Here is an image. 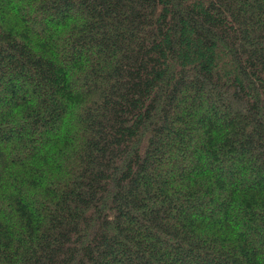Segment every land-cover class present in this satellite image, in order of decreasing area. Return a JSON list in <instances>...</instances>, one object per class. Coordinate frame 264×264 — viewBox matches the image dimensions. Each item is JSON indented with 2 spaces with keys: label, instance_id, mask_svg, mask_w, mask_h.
I'll return each instance as SVG.
<instances>
[{
  "label": "trees",
  "instance_id": "obj_1",
  "mask_svg": "<svg viewBox=\"0 0 264 264\" xmlns=\"http://www.w3.org/2000/svg\"><path fill=\"white\" fill-rule=\"evenodd\" d=\"M0 264H264V0H0Z\"/></svg>",
  "mask_w": 264,
  "mask_h": 264
}]
</instances>
